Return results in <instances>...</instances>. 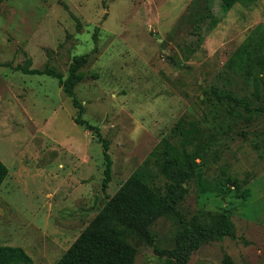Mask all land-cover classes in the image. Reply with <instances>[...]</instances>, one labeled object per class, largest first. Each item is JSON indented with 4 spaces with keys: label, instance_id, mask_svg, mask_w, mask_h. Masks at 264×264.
I'll return each instance as SVG.
<instances>
[{
    "label": "rangeland",
    "instance_id": "1",
    "mask_svg": "<svg viewBox=\"0 0 264 264\" xmlns=\"http://www.w3.org/2000/svg\"><path fill=\"white\" fill-rule=\"evenodd\" d=\"M212 18L218 22L209 28ZM251 33L264 58V0L227 12L220 0H3L0 160L8 174L0 186V244L21 247L31 264H55L185 117L218 131L200 169L218 186L203 192L191 178L176 210L191 219L226 206L234 227L233 238L202 244L186 264H264V114L208 94L217 87L251 108L264 104V85L256 95L251 77L227 68ZM81 54L87 62L73 90L82 118L109 140L105 189L101 144L74 122L77 109L57 79L15 69L49 66L66 77ZM256 69L264 78V64ZM228 178L237 183H228L231 190L219 185ZM156 181L165 193L166 179ZM178 228L175 216L156 219L153 244L131 239L133 264H173L165 252Z\"/></svg>",
    "mask_w": 264,
    "mask_h": 264
},
{
    "label": "trees",
    "instance_id": "2",
    "mask_svg": "<svg viewBox=\"0 0 264 264\" xmlns=\"http://www.w3.org/2000/svg\"><path fill=\"white\" fill-rule=\"evenodd\" d=\"M2 1L0 0V4ZM253 1L255 0H220V3L222 10L227 12L236 3L249 4ZM217 22V18H212L209 28L214 27ZM93 39L96 40V37ZM262 47L251 33L227 62L228 71L251 77L256 95L260 94L259 86L264 85V78L256 69L264 64L263 54L260 53ZM86 62L87 54L74 56L66 77L49 66L40 69L17 65L15 69L26 74H45L57 79L63 92L71 98L72 105L77 109L74 122L91 131L101 144L104 161L102 188L105 189L111 179L109 140L102 136L99 126L82 118L84 107L73 90L75 82L80 78L79 70ZM210 93L220 102L228 99L240 103L250 112L264 114V104L251 108L248 99L238 98L231 91L212 87L208 91ZM214 129L197 119H179L172 128L171 135L158 141L55 264H133L136 248L131 239L137 238L153 244L154 233L150 226L163 216L178 218L179 228L174 237V246L165 252L173 258V264H186L191 252L206 242L226 236L233 238L234 227L226 206L220 211L195 214L191 219L182 218L176 210V204L186 194L184 184L191 178L197 180L198 187L203 192L213 191L218 186L209 183L200 174L201 166L206 164L207 151L216 144L219 137L218 131ZM7 174L8 168L0 160V186ZM159 176L167 181L164 185L165 193L157 185L156 179ZM230 182L237 186L236 181L231 178L219 185L231 190L228 186ZM238 195L245 198L248 193L243 191ZM31 263L30 256L21 247L0 244V264Z\"/></svg>",
    "mask_w": 264,
    "mask_h": 264
}]
</instances>
